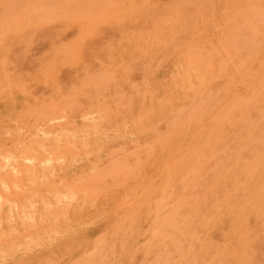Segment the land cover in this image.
<instances>
[{
    "label": "rangeland",
    "instance_id": "obj_1",
    "mask_svg": "<svg viewBox=\"0 0 264 264\" xmlns=\"http://www.w3.org/2000/svg\"><path fill=\"white\" fill-rule=\"evenodd\" d=\"M263 25L264 0H0V264H264Z\"/></svg>",
    "mask_w": 264,
    "mask_h": 264
},
{
    "label": "bare ground",
    "instance_id": "obj_2",
    "mask_svg": "<svg viewBox=\"0 0 264 264\" xmlns=\"http://www.w3.org/2000/svg\"><path fill=\"white\" fill-rule=\"evenodd\" d=\"M262 7V6H261ZM262 21V20H261ZM252 24V23H251ZM264 26V25H263ZM260 33L261 34H263L264 33V30H260ZM246 63V62H245ZM260 67H259V73H258V77H259V81H260V88H261V96H259V97H262V103H264V59H261L260 60V65H259ZM255 67V66H254ZM252 69V68H251ZM253 71H254V69H253ZM252 72V71H251ZM248 80V79H247ZM250 84V83H249ZM241 91V90H240ZM256 95H258V93L256 94ZM251 96H252V94H251ZM244 97H245V95H244ZM253 97V96H252ZM255 98V97H254ZM258 98V97H257ZM253 100V99H252ZM244 102V101H243ZM247 102V101H246ZM248 105V104H247ZM246 105V106H247ZM246 106H244V107H246ZM244 109V108H243ZM192 117V116H191ZM260 121V120H259ZM192 138V137H191ZM185 155V154H184ZM185 159V158H184ZM187 159V158H186ZM183 161V160H182ZM182 161H180V162H182ZM185 161V160H184ZM179 162V163H180ZM191 162V161H190ZM175 170V169H174ZM199 170V169H198ZM224 171V170H223ZM224 173V172H223ZM233 175V174H232ZM219 178H220V176H219ZM236 180H238L237 178H236ZM238 182V181H237ZM256 182H262V183H264V170H262V168H260V169H257V178H256ZM15 183V182H14ZM248 183H250V182H245L244 184H248Z\"/></svg>",
    "mask_w": 264,
    "mask_h": 264
}]
</instances>
